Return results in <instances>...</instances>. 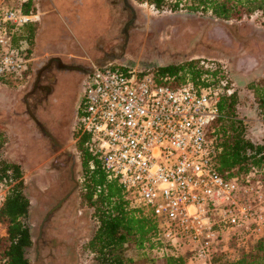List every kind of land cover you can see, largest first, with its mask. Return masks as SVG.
<instances>
[{
    "label": "built area",
    "instance_id": "obj_1",
    "mask_svg": "<svg viewBox=\"0 0 264 264\" xmlns=\"http://www.w3.org/2000/svg\"><path fill=\"white\" fill-rule=\"evenodd\" d=\"M18 1L17 8L0 6V79L23 82L33 59L14 46V34L37 16L23 11L29 0ZM224 87L162 85L130 67L97 65L85 83L78 127L90 151L130 206L150 212L159 239L188 264H219L232 241L264 237L262 178L223 175L209 135L222 97L231 94ZM5 197L0 185V208Z\"/></svg>",
    "mask_w": 264,
    "mask_h": 264
},
{
    "label": "rangeland",
    "instance_id": "obj_2",
    "mask_svg": "<svg viewBox=\"0 0 264 264\" xmlns=\"http://www.w3.org/2000/svg\"><path fill=\"white\" fill-rule=\"evenodd\" d=\"M133 3L142 10L147 21L151 19L158 22L161 33L150 44L142 43L127 51L120 50L119 61H114V67H130L143 72L193 59H201L215 68L221 66L232 91L238 93L237 114L247 127V137L257 144L264 145V114L259 113L254 95L248 89L250 83L264 78V45L263 51L245 55V51L241 53L242 48L238 44L235 45L226 28L221 25L224 22L211 19L210 14H190L186 11L157 13L151 7L143 6L144 0H133ZM5 4L6 7L17 8L20 2L0 0V6ZM31 9L33 13L30 14L37 16L35 38L25 47L33 59L31 66L50 56L63 60L69 57L73 61L89 59L92 54L90 47L66 25L67 33L73 37L78 53L69 48V51L51 48L44 39L42 40L46 32L42 31V19L46 16V9L40 0H33ZM262 22L263 19L255 15L226 24L236 25L240 32L256 35L264 42ZM262 42L257 44H264ZM230 45L236 47L235 53H227L224 50ZM74 63V67L78 68L79 62ZM22 84L23 82L0 79V131L7 138L2 158L21 167L24 192L31 200L30 223L35 244L27 250V257L31 264H97L86 250V245L97 228V222L92 216L93 210L88 207L83 197L82 158L78 151L81 136L78 127L80 117L74 120L66 140L65 149L69 151V158L62 160L68 161L67 170L58 171L51 168L56 155L48 153L46 142L40 139L35 131L24 128L30 127L29 125H20L19 101L28 86L26 83ZM77 86V78H72L67 82L66 90L73 95ZM4 188L7 194L8 188ZM56 208L58 214L54 213ZM0 236H6L2 224ZM145 253L152 257L161 255L162 251L149 252L146 249ZM126 254L136 260H142L143 256V252L135 250L134 247L128 248Z\"/></svg>",
    "mask_w": 264,
    "mask_h": 264
},
{
    "label": "trees",
    "instance_id": "obj_3",
    "mask_svg": "<svg viewBox=\"0 0 264 264\" xmlns=\"http://www.w3.org/2000/svg\"><path fill=\"white\" fill-rule=\"evenodd\" d=\"M146 2V0H144ZM158 12L186 11L190 14H210L220 22H239L255 15L263 19L264 0H148ZM33 0L23 6L26 14L33 13ZM36 21L19 28L14 34V46L24 48L35 38ZM117 68L126 69L118 66ZM143 73L151 74L162 85L178 86L191 81L198 87L215 88L225 83L231 94L222 97L220 117L210 129L214 139L219 171L229 176L256 175L264 183V145L247 137V127L238 117L239 97L232 91L225 70L209 68L201 59L180 64L159 66ZM248 89L253 93L259 113L264 114V78L253 81ZM7 138L0 131V185L8 191L0 208V223L6 236H0V264H31L27 250L34 246L30 214L31 200L24 192L21 167L2 158ZM78 151L82 158L83 197L97 222L94 235L86 250L97 264H188V259L174 254L170 245L159 239V225L151 213L130 206L117 180L109 181L98 157L90 151L89 137L81 135ZM143 252L142 260L128 256V248ZM168 248L171 251H166ZM157 250L164 254L149 256L145 251ZM219 264H264V237L256 240L241 239L231 242L229 250L217 259Z\"/></svg>",
    "mask_w": 264,
    "mask_h": 264
},
{
    "label": "flooded vegetation",
    "instance_id": "obj_4",
    "mask_svg": "<svg viewBox=\"0 0 264 264\" xmlns=\"http://www.w3.org/2000/svg\"><path fill=\"white\" fill-rule=\"evenodd\" d=\"M40 1L46 9V16L42 19V31L46 32L42 40L51 48L60 51L69 48L77 52L66 25L90 47L92 53L88 60L81 58V61H73L69 57L64 60L55 56L44 58L30 67L29 75L23 81L28 86L19 101L20 125H29L24 128L35 131L46 142L48 153L56 155L51 168L67 170L68 161L62 160L69 158V151L65 149L66 140L74 120H78L82 113L85 83L92 74L93 65L116 66L114 61H119L120 50L127 51L142 43L150 44L160 35L161 28L158 22L147 21L133 0ZM143 6L147 7L146 3ZM221 25L235 45L242 48L241 53L245 51L243 54L249 55L263 51L264 44H257L262 40L256 35L240 32L236 25ZM224 50L235 53L236 47L230 45ZM74 62H79L78 68L74 67ZM72 78H77L78 86L70 95L66 84ZM57 211L56 208L54 213L58 214Z\"/></svg>",
    "mask_w": 264,
    "mask_h": 264
},
{
    "label": "water",
    "instance_id": "obj_5",
    "mask_svg": "<svg viewBox=\"0 0 264 264\" xmlns=\"http://www.w3.org/2000/svg\"><path fill=\"white\" fill-rule=\"evenodd\" d=\"M101 67H107V66H101Z\"/></svg>",
    "mask_w": 264,
    "mask_h": 264
},
{
    "label": "crops",
    "instance_id": "obj_6",
    "mask_svg": "<svg viewBox=\"0 0 264 264\" xmlns=\"http://www.w3.org/2000/svg\"><path fill=\"white\" fill-rule=\"evenodd\" d=\"M39 16V15H38ZM37 18V17H36Z\"/></svg>",
    "mask_w": 264,
    "mask_h": 264
}]
</instances>
